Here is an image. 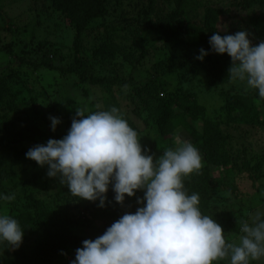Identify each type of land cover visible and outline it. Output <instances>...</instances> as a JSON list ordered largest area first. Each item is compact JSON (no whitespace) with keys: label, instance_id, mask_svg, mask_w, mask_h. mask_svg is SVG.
<instances>
[{"label":"trees","instance_id":"1","mask_svg":"<svg viewBox=\"0 0 264 264\" xmlns=\"http://www.w3.org/2000/svg\"><path fill=\"white\" fill-rule=\"evenodd\" d=\"M144 3L141 8L130 11L120 0H51L50 8L65 16L74 33L68 62L56 55L57 62L63 61V64H56L48 57L35 62L34 55L42 53L39 45L34 50L23 45L18 52L13 48L17 47L16 43L0 48V54L7 55L17 64L10 65L8 72L0 71V194L12 195L6 187L2 188L3 181H10L15 175L6 169V159H18L24 143L43 137L39 121L32 123L30 116H20L13 110L15 102L23 96L26 82L32 83L27 73L23 74L24 82L16 83L15 76L22 67H28L31 75L44 69L72 80L71 85L79 89L84 99H88L93 90L101 93L95 98L98 105L90 102L94 111L116 107L137 131L138 137H143L145 128L153 137V145L162 142L163 148H157L162 150L161 153L173 149L175 135L184 130L188 142L199 150L203 163L199 172L184 178L185 188L188 194H199L202 213L212 216L222 227L224 236L236 235L240 232L241 222L249 220V215L229 204L218 209L216 196H235L244 182L258 190L257 180L264 179V154L243 158L247 149L243 145L238 147L236 137L227 129L235 126L234 130H239L243 136L253 135L257 129L264 132V99L256 90H222V86L230 82L231 58L212 52L209 39L213 34L233 35L232 11L236 9L248 14L254 8L264 9V0H232L229 6L217 4L215 9L207 6L203 18L194 17V20L186 13L189 0H146ZM220 19L223 20L220 26L227 24V29L217 27ZM90 32L98 44L82 50V38H87ZM201 48L209 53L203 61L195 58ZM122 54L126 57H121ZM151 54L155 61L149 65L147 58ZM106 57L116 60L121 57L118 60L121 71L108 74L95 71ZM201 67L205 79L198 83L207 91H218L222 103L216 118L207 114L188 87L190 82H186L193 81L195 74H201ZM32 91L37 97L36 90ZM124 97L132 106L129 112L123 110L119 101ZM68 193L63 190L61 196L56 195V200L36 197L22 204V209L35 208L44 212V216L32 218L30 211L13 216L24 230L23 240L15 249L0 244V264H54L63 256L66 245L74 240L71 238L75 218L72 213L80 207ZM108 193L114 197L111 187ZM225 201L229 202L228 198ZM59 202L62 206L57 211ZM124 206L128 209L136 207L134 201L133 204L125 202ZM261 212H264V203ZM216 264H228V261L225 259Z\"/></svg>","mask_w":264,"mask_h":264},{"label":"clouds","instance_id":"2","mask_svg":"<svg viewBox=\"0 0 264 264\" xmlns=\"http://www.w3.org/2000/svg\"><path fill=\"white\" fill-rule=\"evenodd\" d=\"M211 51L231 58L230 79L246 84L264 99V41L253 45L247 31L213 34ZM195 58L203 61V48ZM55 131L59 118L49 117ZM142 148L138 133L119 109L86 114L77 109L67 134L48 139L26 153V159L56 178L73 197L105 207L111 187L114 201L136 196L135 212H125L102 235L85 239L70 264H251L264 257V212L241 222L237 242H228L222 227L200 209L198 193L188 194L184 178L199 172L202 157L190 142H178L158 158ZM13 195L0 194V202ZM24 236L17 219L0 213V244L20 246Z\"/></svg>","mask_w":264,"mask_h":264},{"label":"rangeland","instance_id":"3","mask_svg":"<svg viewBox=\"0 0 264 264\" xmlns=\"http://www.w3.org/2000/svg\"><path fill=\"white\" fill-rule=\"evenodd\" d=\"M50 1L51 0H0V48L3 49L8 44L13 45V43H16L17 47L13 48L15 52H18L23 45L30 50H34L33 48L39 45L42 47V53L34 55L35 62L39 63L44 58L48 57V60H52L56 64H63V61L57 62L56 55L63 57L66 62H68L72 52L74 33L65 16L55 11L53 8H50ZM120 1L125 9L128 8L131 11L132 9H139L144 6L146 0ZM231 2L232 0H189V4L186 8L188 11H186V13L189 14L191 20L194 17L202 19L205 7L211 6L215 9L217 4L224 7L229 6ZM153 15L157 16L155 13ZM159 15L160 17L162 16L161 9L159 10ZM231 15L234 18L231 22L235 26L234 34L242 30L247 31L249 33V38L254 42L253 45H257L259 42L264 41L263 8L251 9L248 11V14L234 9ZM222 23L223 20L220 19L217 27H223V25L220 26ZM223 29H227V24H224ZM93 31H97V29ZM90 33H87L89 35L87 38L86 36L82 38L80 44L82 50L90 48V45L98 44L97 40L91 38L93 32ZM90 39L91 41H89ZM86 40L89 42L87 43ZM118 42L122 45L121 39L118 38ZM121 50L124 49L121 48ZM32 54L33 53H31V55ZM152 54L147 58L149 65L155 61ZM221 55L227 56V54ZM120 56L126 57L124 54ZM121 57L117 60L106 57V59L96 67L95 71L103 74L121 71L118 63ZM10 60L11 59H9L7 55L0 54V71H9L10 65L15 64L14 61ZM229 66H231V59L229 61ZM201 69V74H195L193 81L186 82H190L188 87L195 93L198 103L205 107L207 114L210 115L211 118H216V116L218 117V111L220 112L222 103L218 96V91H207L198 83L199 80L203 81L205 79V71L202 67ZM24 73L29 74V80L32 83L26 82L23 96L15 102L13 110L20 116H30L32 123L38 124L39 121V127L43 130V137L35 138V140L24 143L20 147L21 153L18 159L12 160L11 157L10 160V158L7 157L6 169L10 172H15V175L10 181H3L4 186H2V188L6 187L8 192H12L14 199L0 202V213H5L13 217L20 212L30 211L29 213H31L32 218H39L44 216V212L36 211L35 208H30V210L22 209V204L25 202L27 203V201L30 202L31 198L35 199L36 197L40 199L56 200V195L61 196L63 190H68V188L65 185H61L58 179L49 178L46 175L47 166L43 168L39 167L34 161L26 159L25 153L36 144H46L48 139L63 138L71 126V121L75 116L76 110L84 109L86 114L94 112L95 108L93 105H98L95 104L97 103L95 98L97 95H101V93H97L96 90H93V94L88 97V99H84L80 95L79 89H75L71 85L70 81L72 80L63 79L58 73L44 69L33 72L31 75L28 67L21 68V71L15 76L16 83L19 80L23 81ZM32 89L36 90L37 97H35ZM222 90H229L231 92L251 91V89L247 88L245 83L239 81L234 82L231 79L225 86H222ZM119 101L122 104L123 110L127 109L128 112L131 110L132 106L128 99L124 97L120 98ZM90 102H94L91 103L93 105H91ZM49 117H56L61 121V123L57 125L55 131L51 130V120ZM222 120L224 121L223 117ZM234 128L235 126L233 128L229 127L227 130L236 137V142L239 143L237 144L238 147L241 148L244 146L247 149L246 155L243 156V158L246 157L249 159L251 155L264 154V132L261 129H257L258 131L254 132L253 135L243 136L239 130L235 131ZM198 129L201 130L200 124H198ZM139 138L142 148L149 149V154H153L154 158H158L162 154V142L153 145V137L148 135V131L145 128L143 137L141 138L140 136ZM188 138L186 132L180 130L173 139L174 148L178 146V142H188ZM166 143L168 144L169 141ZM257 181L258 183L255 185L258 190L252 188L249 182H244L236 190L235 196H227V194L216 196L218 202L215 206L221 209L229 204L232 205L235 210L246 212L249 217L255 212L261 211L264 203V179L260 177ZM67 195L71 197L72 201H78L80 204V207L72 213L75 218L73 223L74 226L71 228V238L74 240H71V242L66 245L63 256L54 264H70L75 258V250L82 247V241L85 239H95L102 235L106 228L119 219L125 212L134 213L138 207L136 197H142L143 192L138 191L136 196L130 199L128 197L125 198L124 203L133 204L134 201L136 205V207H130V209L126 208L124 203L123 205L117 204L114 201V197L109 193L106 194L107 200L105 202V207L99 209H96L99 201L90 202L83 199L78 200V198L73 197L71 193ZM225 198H228L229 202H226ZM58 204L59 207L56 205L57 211H59V208L62 206L60 205L62 203L59 202ZM54 223L55 221H53L52 224ZM240 235L241 233L238 232L236 235L231 234L224 237L228 242H237ZM251 264H264V257L252 261Z\"/></svg>","mask_w":264,"mask_h":264}]
</instances>
